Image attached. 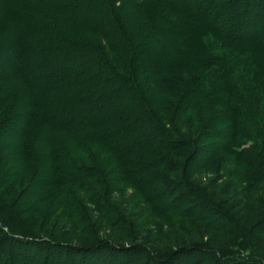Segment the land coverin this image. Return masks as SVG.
<instances>
[{
	"label": "trees",
	"instance_id": "obj_1",
	"mask_svg": "<svg viewBox=\"0 0 264 264\" xmlns=\"http://www.w3.org/2000/svg\"><path fill=\"white\" fill-rule=\"evenodd\" d=\"M6 1L3 0L0 4V27L6 22L8 30H13L12 32H16L22 38V31L18 27L19 20L11 18L12 13L6 8ZM33 1L37 6V8L34 6L35 9H39L41 13L55 11L59 19L55 21L41 19V15L34 13H27V18L36 25H43L39 30L51 33V40L56 44L60 43L65 49L64 53L59 51V54L48 56V53L41 51L43 49L40 48L38 51L46 58L44 59L47 70L42 74L43 80L40 83H36V80L33 83L32 77L30 79L35 99L46 96L45 104L53 109L50 115H44L41 119L47 142L45 146L49 151L47 159L51 156L55 162L59 159L72 160L70 157L74 150L80 151L79 149L87 145L99 148L110 156L126 181L134 184L140 192L146 193L143 189L151 187L155 182L149 179L139 181L138 184L136 179L138 171L151 166H165L166 158L171 157V154L186 157L187 154L185 155L183 150L194 147L184 160L191 161V153L195 151L192 156L197 154L196 140L189 139L186 133L198 129L197 122L192 121L194 116L191 119L190 114L194 112L193 114L204 117L201 119L203 121L209 112L217 107L216 104L220 103L225 105L227 116L225 126L227 130L222 137L223 151L249 167L242 174L244 179L238 181L232 179L228 191L230 187L232 191L239 190L243 193L244 211L247 213L252 201L251 194L257 192L264 184V48H260L264 42L261 38L264 32L253 31L251 28V23H255V20H264V0H111L110 5H107L110 20L102 23L68 12L67 7H62L58 0ZM229 13L232 14V23L228 18ZM5 18H9V21H5ZM143 19L146 20L144 27L137 29L138 31L141 29L139 37L136 39L130 37L135 24ZM231 24L233 27H230ZM250 32L254 34L246 35ZM76 34L82 37L76 38ZM92 36H102L106 43L103 44ZM14 38L10 40L12 42L10 49H15V52L10 54L11 57L6 56L8 53L6 50H0L4 51L0 67V109L12 98L10 94L5 93L2 85L6 79L8 69L6 66L10 63L21 66L22 74L26 75L23 70L27 65L25 60L27 56L23 53L24 43H20V38H15L17 41ZM3 44L1 42L0 47ZM106 49H109L110 57L106 56L104 52ZM69 50L77 52V55L67 54ZM32 55L31 53L28 57L32 58ZM94 59L99 60L98 67L96 66V72L89 76V81L78 79L77 73L80 68ZM101 61L103 65L100 64ZM111 62L115 63V66ZM13 68L12 66L10 71ZM183 74H186L187 78L182 77ZM99 78L106 83L100 82ZM140 78L146 83L142 84ZM83 84L88 86L92 84V87H95L94 90L83 92L90 105L88 104L85 113L74 110L71 114H66L63 110L69 100L70 89L83 87ZM164 85L167 86V91L161 88ZM178 86L185 88L192 96L196 95V92L198 94L196 102L194 97L186 105L182 104L184 107L180 109L179 115L175 116L172 115L170 103L171 101L173 103V99L175 100L178 95ZM82 97L84 96L81 94L78 99ZM36 120L37 117L34 115L31 119H22L19 124L15 122L11 125L5 124L6 132L13 129L18 135V143L17 145L14 143V147L19 146L20 137L25 136L26 140L24 131ZM0 121L3 123L6 120ZM202 127V133L210 129ZM116 133L117 135L112 137ZM34 135L33 132L29 133L27 137L29 142L36 143ZM63 135L66 136V140L58 138ZM4 146L6 149L0 152L1 154L8 149L7 147L12 148L7 144ZM36 147L33 145L31 148L34 154H37ZM164 150L169 151V154L164 153ZM205 160L209 161V158L199 161ZM33 166L35 168L34 164ZM25 167L30 171L31 166ZM171 167L170 165V169ZM60 169L58 168V171L61 173ZM252 169L255 170L254 173L259 171L252 177L253 180L248 181L246 179L251 173L254 174ZM232 171L233 175L243 172L237 169ZM78 172L80 167L76 166L75 171L62 172L63 175L59 178L46 179L43 184L48 186L47 191L53 188L63 194L61 197L64 209L72 216L77 214L80 204L77 203L78 199L73 198V189L69 186L77 190L84 187V178ZM190 177L188 174L183 175L184 184L181 188L186 187L185 184L188 186L193 184ZM145 197L148 199L146 195ZM179 209L178 207L176 210ZM204 209L210 216L221 214L213 203ZM0 212L4 215L5 213L13 215L16 219L13 228L18 232L34 234L33 238L38 237V233L21 223L20 215L12 206L0 204ZM233 223L235 222L230 219L228 227L230 228ZM9 238H5L0 244H8ZM11 239L13 243L7 246L9 249L13 248L14 242L25 248H27L25 243H29L21 238ZM51 244L50 247H54V243ZM58 244L66 255L63 264H85L86 256L85 258L83 256L87 250H90L93 256L96 254L97 260L102 262L104 257H109V261L114 264V259L120 257L122 262L125 261L124 264H129L130 250L126 249L127 247H111L112 243L107 241L80 249L73 248V245ZM68 248L70 249L66 250ZM113 248V256L107 255L108 252L101 253L103 250L110 251ZM135 248L139 246L131 250ZM175 257L164 261L152 258L151 261L153 260L154 264H175L177 263L173 261ZM49 263L62 264L59 259Z\"/></svg>",
	"mask_w": 264,
	"mask_h": 264
},
{
	"label": "rangeland",
	"instance_id": "obj_2",
	"mask_svg": "<svg viewBox=\"0 0 264 264\" xmlns=\"http://www.w3.org/2000/svg\"><path fill=\"white\" fill-rule=\"evenodd\" d=\"M2 2L3 0H0V4ZM33 2V0H7L5 3L6 8L12 13L11 18L19 20L18 27L22 31V38L16 32H12L13 30H8L6 22L0 27V31L4 32L3 34L0 32V43H4L0 50H6L8 52L6 56L11 57L10 54L15 52V49H10L12 43L10 40L18 37L20 43H24L23 53L27 56L25 59L27 65L23 68L26 75L22 74L21 66H14L10 63L6 66L9 70L7 69L6 79L2 83L6 90L5 93L10 94L12 98L0 109V120H6L3 123L0 121V152L6 149L4 146L6 144L12 148L7 147L8 149L3 154L0 153V204L6 203L12 206L14 211L20 215L18 217L21 223L28 225L30 230L39 235L33 238L34 234L18 232L13 228L16 224L13 215L7 213L4 215L0 212L2 214L0 242L10 237L8 244H0V264H41V262L50 264L49 262L56 259L63 264L66 255L58 243L73 245V248L80 249L104 241L112 243L111 247L114 248L116 246L127 247L126 249L130 250L129 264H154L153 260L151 261L152 258L156 261H164L175 256L173 258V261L177 262L175 264H264V184L257 189V192L251 194L252 201L247 208V213L244 211L243 193L239 190L232 191L230 187L228 191L232 179L235 181L244 179L242 174L249 167L223 151L222 137L227 130V127L225 128L227 118L225 105L216 104L217 107L212 109L203 121L201 119L204 117H199L193 114L194 112L190 114L191 119L194 116L192 121L197 122L198 129L186 133L189 139L196 140L197 154L192 156L195 151L191 153V161L190 159L188 162L184 160L194 147L183 150L184 154H187L186 157L171 154V157L166 158L165 166H151L138 171L136 177L138 184H140L139 181L149 179L155 182L151 187H147L148 190L143 189L146 193L140 192L134 184L126 181L116 169L110 156L99 148L87 145L79 149L80 151L74 150L70 158L76 164L72 163V160L59 159L55 162L51 156L46 158L49 151L45 146L47 142L44 138L45 129L42 130L41 119L44 115H50L53 109L45 104L46 96L35 99L32 95L33 88L30 79L32 77L33 83L35 80L36 83H40L43 80L42 74L47 70L46 58L38 51L40 48L43 49L41 51L48 53V56L54 53L59 54V51L64 53L65 49L60 43L56 44L51 40V33L39 30L43 25H36L27 18V13H34L41 15V19L50 21L59 19L55 11L41 13L39 9H35L37 6ZM58 2L62 7H67L68 12L97 23L110 20L107 5H110L111 0H103V2L100 0H58ZM231 15L228 14L230 22L232 21ZM145 22L146 20L143 19L136 23L130 37L138 38L141 29L139 31L137 29L144 27ZM251 24L253 31L263 30L264 32V20H255V23ZM248 34L253 35L254 33L250 32L246 35ZM262 35L261 38L264 39V33ZM75 37L82 36L76 34ZM15 38L14 40L17 41ZM94 38L103 44L106 43L102 36ZM260 46L264 48V42ZM104 52L106 56L109 55V49ZM3 53L4 51L0 52V67ZM31 53L32 58H29ZM66 53L77 55V52L72 50ZM98 61L94 59V61L85 63L77 73L78 79L89 81V76L94 74ZM100 64L103 65L102 61ZM111 64L115 66V63L111 62ZM12 66L14 68L10 71ZM135 75L138 78L137 73ZM182 77L187 78V75L183 74ZM98 80L100 81L101 78ZM139 81L142 84L146 83L143 78ZM92 86V84L91 86L83 84V87L70 89L69 100L64 105L63 111L66 114H71L74 110L85 113L90 104L83 92L94 90L95 87ZM161 88L167 91V86L164 85ZM177 90L176 99L170 103L172 115L175 116H178L180 109L184 107L182 104L186 105L194 97V102H196L198 94L196 92V95L192 96L185 88L179 86ZM81 94L84 97L78 99ZM34 115L37 117L36 122H31L29 124L31 129L26 127L24 132L27 137L33 132L36 143L29 142L27 137L24 140L23 133L24 137L19 138V146L14 147L18 143V135L13 129L6 132V125H11L12 122L19 124L22 119H31ZM202 126L210 127V129L202 133ZM64 135L58 138L66 140ZM116 135L117 133L112 137ZM33 145L35 147L40 145L35 148L37 154L31 151ZM164 153L168 155L169 151L164 150ZM163 158L165 157H160V159ZM205 158H209V161L200 162ZM25 165L31 166L30 171ZM76 166L80 167L78 174L80 173L84 178V187L77 190L69 186L73 189V198L78 199L77 203L80 204L77 214L72 216L64 209L65 205L61 197L63 194L53 188L47 191L48 186L43 184L46 179L59 178L63 175L62 172L75 171ZM58 168L62 169L61 173ZM233 169L243 170V172L233 175ZM251 171L254 173L255 170ZM258 171L253 175L251 173L246 180H253L252 177ZM184 174L191 176L190 181L193 184L190 186L185 184L186 187L181 188L184 184ZM170 182L174 184L171 185ZM179 185L180 188H178ZM188 187L191 189L189 190ZM150 188L153 190L151 191ZM64 199L67 201L66 198ZM211 203L221 212L220 215L210 216L204 209ZM178 207L180 209L176 210ZM230 219L235 222L230 226L232 229L228 227ZM12 237L25 239L29 242L25 243L27 248L24 245V247H19L14 242L13 248L9 249L7 246L13 243ZM51 242L54 243V247H50ZM137 246L139 248L131 250ZM114 248L110 251L103 250L101 253L108 252L107 255L113 256ZM85 256V264H94V261L95 264H112L109 257H104L103 262L97 260L96 254L93 256L90 250H87L83 257ZM114 261V264L125 263L120 257Z\"/></svg>",
	"mask_w": 264,
	"mask_h": 264
}]
</instances>
